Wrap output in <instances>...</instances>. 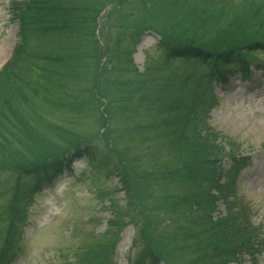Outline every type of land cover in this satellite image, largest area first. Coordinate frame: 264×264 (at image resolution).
<instances>
[{
  "label": "rangeland",
  "instance_id": "374dc122",
  "mask_svg": "<svg viewBox=\"0 0 264 264\" xmlns=\"http://www.w3.org/2000/svg\"><path fill=\"white\" fill-rule=\"evenodd\" d=\"M13 1L0 0V67L11 54L18 31L9 14ZM147 1H67L71 5L66 13L70 11L71 17L65 18L72 27L65 39L45 47L33 36L31 44L37 49L26 48L20 62L12 58L2 69L15 71L10 65L20 63L18 73H13L15 86L9 78L1 82L0 96L6 99L5 109L0 107V115L4 112L0 116V238L18 170L41 159L68 157L73 148L86 143L105 155L113 169L110 174L101 172L83 152L73 156L68 171L51 185L42 184L30 193L19 220L20 251L7 264H82L100 252L106 259L100 264H144V244L161 252L157 264L188 263L186 256L169 252L175 241L168 231L176 221L184 222L181 205L173 200L186 192L188 183L179 174L158 176L160 168L174 164L170 157L174 148L154 134L160 107L151 98L156 97L155 89L170 86L171 77L179 80L180 73L192 70L193 81L199 80L203 66H189L187 59L173 57L163 67L154 28L197 42L237 40L244 37L233 29L245 26L240 25L241 15L247 16L249 8L264 0H187L183 19L167 17L160 8L146 12ZM222 27L228 28L224 37ZM148 28L154 33L145 31ZM122 33L134 43H120L124 40L117 35ZM58 47L63 48L62 61L43 70L42 52ZM97 49L98 61L93 56ZM109 57L113 65L108 59L105 64ZM247 61L255 66L249 76L234 70L224 84L212 87L215 98L209 101L202 125L212 130L222 153L231 148L246 157L231 186L237 207L244 212H232L246 218L260 240V249L249 258L241 256V264H264V49L248 53ZM228 163V157L219 159L222 167ZM123 168L129 178L126 192L120 182ZM140 204L151 219L146 240L139 234L144 230V215L137 216ZM172 207L174 212L168 211ZM221 214L218 204L212 218Z\"/></svg>",
  "mask_w": 264,
  "mask_h": 264
},
{
  "label": "trees",
  "instance_id": "16d2710c",
  "mask_svg": "<svg viewBox=\"0 0 264 264\" xmlns=\"http://www.w3.org/2000/svg\"><path fill=\"white\" fill-rule=\"evenodd\" d=\"M56 1L58 0H20L19 5L15 6L14 4L13 19L19 23L18 42H16L13 56L14 63L21 61V56L25 53L26 48L37 49L34 44H31L33 36L40 39L45 47L46 43H57L59 39H65V32L72 27V23H68L65 18V16L71 17L70 11L68 13L66 11L71 5L67 1L72 2V0H59L58 2L62 6ZM153 1V4L157 6L152 5V0H148L145 3V6L148 7L146 12L160 8L165 10L167 17L182 19L185 17L186 13L182 9L187 0ZM248 15H241L244 21L241 20L240 25L244 23V30L233 27L234 33H242L244 37L229 42L223 40L222 43L197 42L190 37L189 39L175 38L154 28L159 34L157 45L162 49V55H164L161 64L165 67L170 64L169 62L173 57H178L187 59L189 66H205L211 72H214V66L215 69L219 68L218 66H223L225 73V66H227L228 69L247 73L250 64L247 61V54L254 50L264 49V37L259 35V33L264 35L262 33L264 32V2H256L251 9L249 8ZM162 19L164 21V18ZM245 19H250V21ZM222 28L226 29L225 33L220 34L221 37H224L228 34V28ZM130 37L125 33H122L120 37L117 35L118 40H124L119 41L122 44L130 43L131 45L134 43L133 38ZM139 38L140 36L137 39ZM62 49L58 47L52 52H42L43 70H47L48 65L62 61ZM127 52L129 51L126 50ZM99 54V49L93 51L96 61L101 55ZM124 58L126 62H129V57L124 56ZM107 59L113 65L111 57L106 58L105 64H107ZM13 64L10 67H15V71H0V91L4 87L1 84L3 80L9 78L12 81L11 86L16 84L13 80V73H18L20 63ZM193 74L192 70H188L183 75L180 73L179 80L171 77L170 86L166 88V84H164L157 90L155 89L156 97L151 98L160 107V111H158L160 120L156 121L154 125V134L167 140L169 145L174 148L171 150L172 155L170 156L174 164L167 168H160V171L158 169V176L161 178L162 176L179 174L184 176L188 183L186 192L179 199L173 200V204L179 203L178 205H181L179 213L185 219L184 222L176 221L168 229L169 233H172L171 238L175 241L169 248V252L171 255L186 256L187 264H241V256L246 255L249 258L256 253L254 251L260 249L258 246L260 240L256 238L258 234L254 230L250 231V225L246 222V218L237 216L232 212L233 210L244 212L240 207H237L239 203L234 199L231 186L240 169L244 166L246 157L244 159L239 156V153L231 151V148H228L226 153H222L219 142L212 138V130L210 128L209 130L208 127L203 128L206 108H208L209 101L214 100L215 94L208 79L200 76L199 80L193 81ZM97 76L96 71L93 79ZM117 84H122V82ZM3 99L6 97L0 96V107L5 109ZM102 100L108 103L107 97H103ZM3 113L2 111L1 115ZM83 152L88 155L89 161L98 170L113 172L112 166L107 164L105 160L107 159L106 156L98 154L97 148H92L89 143L73 148L68 157L54 156L49 159L45 158L44 161L41 159L39 163L17 171L11 196L7 203L9 209L5 215L4 232L0 238V264H7L18 251L16 241L18 242L20 235L18 226L22 215L21 209L24 208L29 194L38 189V179L41 176H44L47 181L52 179L61 169L66 168V164L72 161L73 156H81ZM222 157L229 158V163L224 167L219 164V159ZM122 170L124 175L121 176L120 182L126 192L125 185L128 184L129 178L125 169ZM219 199L224 214L212 218V210L217 209L216 203ZM137 207V216L144 215L141 217V221L144 222V230L139 234L146 240L148 233L145 228L151 219L147 217V213L145 214L143 205L140 204ZM168 211L174 212V208L172 207ZM146 242L153 241L147 240ZM142 251L141 257L145 259L144 264H157L161 260V252L151 244H144ZM96 255L88 260L84 259L81 263L100 264L101 259H105L103 252L96 253Z\"/></svg>",
  "mask_w": 264,
  "mask_h": 264
}]
</instances>
